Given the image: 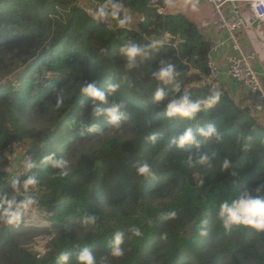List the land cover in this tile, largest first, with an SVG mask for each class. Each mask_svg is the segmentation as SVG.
Masks as SVG:
<instances>
[{"label": "trees", "instance_id": "trees-1", "mask_svg": "<svg viewBox=\"0 0 264 264\" xmlns=\"http://www.w3.org/2000/svg\"><path fill=\"white\" fill-rule=\"evenodd\" d=\"M79 1L0 0V194L12 191L13 179L24 178L6 157L16 143L26 144L38 164L51 153L68 162L67 176L46 163L33 170L54 233L45 255L16 240L21 227L0 222V264H56L61 253L71 259L84 247L97 264H264V232L244 226L227 231L217 216L223 200L264 185V120L222 85H198L210 72V40L184 14L158 15L150 0H122L142 14L139 32L108 30ZM165 33L183 43H158ZM125 41L148 48L149 59L128 70L118 51ZM168 64L181 72L177 98L185 90L196 99L215 89L219 102L192 120L169 121L164 112L170 88L163 101L152 99L154 74ZM93 82L101 91L110 83L119 86L108 96L109 105L125 114L119 128L96 115L92 100L80 94L82 83ZM109 105L97 102L100 109ZM209 125L220 137L199 149L210 166L189 168L187 158L197 149L173 141L187 128L200 141L197 129ZM224 158L234 167L221 170ZM140 161L152 165L148 177L136 175ZM85 213L96 222L82 224ZM117 232L124 234L123 255L112 257Z\"/></svg>", "mask_w": 264, "mask_h": 264}, {"label": "clouds", "instance_id": "clouds-1", "mask_svg": "<svg viewBox=\"0 0 264 264\" xmlns=\"http://www.w3.org/2000/svg\"><path fill=\"white\" fill-rule=\"evenodd\" d=\"M129 10V9H127ZM124 7L122 0H96L94 7L88 10V14L97 22H114L116 28L130 29L133 24L132 16ZM152 48L156 44L151 45ZM120 55L125 60V66L128 70L138 67V59L140 62L149 59L148 48L141 46L133 41H125L118 49ZM154 79L158 82L152 97L155 103L163 101L167 93L166 88H170L172 96L168 97V103L165 108L164 115L171 121L176 118L194 119L205 108H211L216 105L220 98L221 92L215 89H209L207 95L194 99L188 91L181 92V72L176 67L168 64L161 66L159 71L154 74ZM117 84H108L106 91L97 88L96 83H82L79 87L81 95L87 96L93 102V110L96 115H103L109 124L115 128L120 127L121 121L125 118V114L120 111V106L110 104L108 96L118 90ZM97 102L109 105L103 109L97 106ZM63 103L62 98H58L57 106ZM94 129L90 128L89 131ZM200 141L196 140L192 128H187L183 134L177 136L173 143L178 148L185 145H194L197 151L190 154L187 158V166L189 168L209 165L210 157L206 152L200 151L201 144L212 140H219V132L214 125L197 129ZM155 137H153V140ZM23 179H13L10 188L11 192L0 194V222L6 225H18L24 215L33 210L38 205V200L31 194L32 190L39 184L38 175L33 171L40 164L46 163L50 169L59 170L60 176H67L65 170L67 161L57 157L55 153H51L40 160L38 164L36 160L30 156L26 157L22 162ZM234 167V163L230 158H224L220 162L221 170H228ZM11 169L13 170L12 166ZM152 165L147 161H140L136 165V175L139 177H148L151 175ZM13 172V171H12ZM217 216L223 228L227 231L235 227H250L258 232H264V185H259L255 189L243 190L235 199L223 200L217 206ZM170 217H174L175 213H169ZM81 223L92 225L96 222V216L93 213H85L80 217ZM130 231L137 237L142 233L139 228L132 227ZM124 243V234L117 232L111 242V256L120 257L123 255L122 245ZM97 264V256L87 247L81 248L70 259L66 253H61L56 258V264ZM104 260L100 261L103 264Z\"/></svg>", "mask_w": 264, "mask_h": 264}, {"label": "built area", "instance_id": "built-area-1", "mask_svg": "<svg viewBox=\"0 0 264 264\" xmlns=\"http://www.w3.org/2000/svg\"><path fill=\"white\" fill-rule=\"evenodd\" d=\"M208 2L214 12L215 37L212 40L207 56L210 72L207 76L202 77L198 85L200 87L217 86L220 83L222 73L226 72L235 85L258 96L264 103V71L258 68V54L255 51H250L245 41V33L248 31L256 33L258 36L260 35L255 28L247 26L245 18L246 10H244L247 9L250 17L264 29V0H208ZM95 4L96 0L79 1V7L89 18L91 16L88 14V10L94 7ZM173 4V0H150V6L156 10L158 15H164L168 7ZM127 11L129 14L131 13L130 10ZM97 23L110 31L117 30L114 22L105 21ZM171 38L168 34L167 40ZM27 149L28 146L26 144L16 143L9 147L6 152V157L10 161L15 174L23 176L21 162L26 157L30 156L32 158ZM32 195L39 202L40 190L36 186ZM48 218V211L38 203L37 207L27 212L22 221L16 226L25 229L28 226L41 227L42 223L46 221L49 225L43 228L46 227L49 230L48 234L51 235L48 240L49 243L54 233L51 230V222Z\"/></svg>", "mask_w": 264, "mask_h": 264}, {"label": "crops", "instance_id": "crops-1", "mask_svg": "<svg viewBox=\"0 0 264 264\" xmlns=\"http://www.w3.org/2000/svg\"><path fill=\"white\" fill-rule=\"evenodd\" d=\"M173 2L174 4L168 7L165 14L168 13L186 14V10L188 9L187 7L190 8L198 7L199 9L198 13L202 16V21H201L202 22L201 26L203 30L202 32L212 43V40L215 37V31H214L215 17H214L213 8L208 2V0H173ZM244 10H246L245 18L247 20V26L257 29L260 26L258 22H255L253 18L250 17V13L247 9ZM135 17H138V22L133 21V24L129 30L139 32L140 30L139 24L140 22H143L144 19L142 18V14L140 13H137ZM168 34L172 37L170 40H167ZM149 40L153 41L154 39L153 37H150ZM245 41L247 48L250 51H255L258 54V61H259L258 68L264 71V41L256 33H252L250 31L245 33ZM158 43L173 45L174 47H177L179 44L183 43V40L180 37L174 36L170 33H165L164 36H162L158 40ZM256 44L263 47L262 50H257ZM219 85H222L227 90V92L230 94V96L235 100V102L238 105L249 107L256 117L264 120V103L258 98V96L253 95L244 88L235 85L233 80L228 77L226 72L222 73L220 83H218L217 86Z\"/></svg>", "mask_w": 264, "mask_h": 264}, {"label": "rangeland", "instance_id": "rangeland-1", "mask_svg": "<svg viewBox=\"0 0 264 264\" xmlns=\"http://www.w3.org/2000/svg\"><path fill=\"white\" fill-rule=\"evenodd\" d=\"M187 8L188 9L186 10V14L185 13L184 14L188 16L193 22H195L199 26L200 30L203 31L202 26H201L202 16L198 13L199 12L198 7H193V8L187 7ZM130 12H131L130 15L132 16L133 21L138 22V17H135L137 13L132 12L131 10ZM256 30L258 34L260 35V37L262 38V40L264 41V29H262V27L259 26ZM262 48L263 47L256 44L257 50H262ZM46 74L47 73L44 70L42 72V75H46ZM6 80L7 81L10 80V78ZM3 81L4 80H2V82ZM16 170H17V167H16ZM48 225L49 223L44 221L41 227L28 226L27 229L20 228L21 235L18 234L16 237V240L24 246H29L31 248H34V250L42 256L47 251V248L49 246L48 240H49V237L51 236L50 234H48L49 230L46 229V227L43 228L44 226H48Z\"/></svg>", "mask_w": 264, "mask_h": 264}]
</instances>
